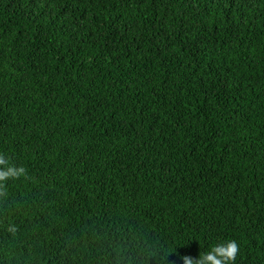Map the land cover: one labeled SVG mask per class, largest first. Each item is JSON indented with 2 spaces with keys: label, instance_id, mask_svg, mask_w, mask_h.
I'll use <instances>...</instances> for the list:
<instances>
[{
  "label": "trees",
  "instance_id": "16d2710c",
  "mask_svg": "<svg viewBox=\"0 0 264 264\" xmlns=\"http://www.w3.org/2000/svg\"><path fill=\"white\" fill-rule=\"evenodd\" d=\"M0 264H264V0H0Z\"/></svg>",
  "mask_w": 264,
  "mask_h": 264
},
{
  "label": "clouds",
  "instance_id": "9594fccd",
  "mask_svg": "<svg viewBox=\"0 0 264 264\" xmlns=\"http://www.w3.org/2000/svg\"><path fill=\"white\" fill-rule=\"evenodd\" d=\"M6 163L4 157L0 156V164ZM25 173L23 167L9 165L6 168H0V184L8 179L18 178ZM238 252V243L234 239L216 243L210 250L203 255H199L197 259L190 256L182 257L183 264H235Z\"/></svg>",
  "mask_w": 264,
  "mask_h": 264
}]
</instances>
